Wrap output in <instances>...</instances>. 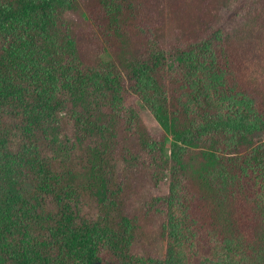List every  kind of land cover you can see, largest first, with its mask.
I'll list each match as a JSON object with an SVG mask.
<instances>
[{"label": "trees", "instance_id": "obj_1", "mask_svg": "<svg viewBox=\"0 0 264 264\" xmlns=\"http://www.w3.org/2000/svg\"><path fill=\"white\" fill-rule=\"evenodd\" d=\"M258 122L264 0H0V264H264Z\"/></svg>", "mask_w": 264, "mask_h": 264}, {"label": "rangeland", "instance_id": "obj_2", "mask_svg": "<svg viewBox=\"0 0 264 264\" xmlns=\"http://www.w3.org/2000/svg\"><path fill=\"white\" fill-rule=\"evenodd\" d=\"M61 99L64 101H67V104L64 106V108L60 111V113L57 114V117H54L50 122H46V129L49 133V137L52 140H56L57 145H62L61 147H65L69 149L72 144L75 142L73 138V128L74 123L73 119L71 118V111L70 108L75 111H80L82 106L91 105L92 101L89 100V94L83 95L82 93H72L70 90H65V92L60 93L58 95ZM86 96V97H85ZM97 101L103 99V95H97L95 94ZM123 96L126 105L132 106L138 103V97L133 93L132 85L129 84L127 81L124 85L123 90ZM141 118L145 122L147 128L150 130L151 134L155 138H159L161 134H163L162 129L159 127V125L154 120L153 116L149 111H141L140 112ZM257 126L253 129V134L248 135V139H251L252 143L254 144H262L264 143V123L258 122L256 123ZM169 147L170 142H165V149L164 154L168 157L169 156ZM144 158H149L147 155L144 156ZM155 188V187H154ZM156 189H158L159 194H165L167 192V186H159ZM159 206V205H158ZM159 208H162V206ZM163 209V208H162ZM95 215V214H94ZM93 215V216H94Z\"/></svg>", "mask_w": 264, "mask_h": 264}]
</instances>
